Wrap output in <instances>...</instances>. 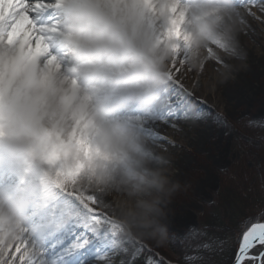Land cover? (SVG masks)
I'll return each mask as SVG.
<instances>
[{
  "label": "bare ground",
  "instance_id": "obj_1",
  "mask_svg": "<svg viewBox=\"0 0 264 264\" xmlns=\"http://www.w3.org/2000/svg\"><path fill=\"white\" fill-rule=\"evenodd\" d=\"M111 1L115 7V18L123 23L118 6L128 0ZM204 1L208 4H204ZM229 1L233 4L222 0H136L145 6V13L156 37L168 41L178 57L170 74L174 76L173 66L178 67L182 73L180 79L190 90L198 83L200 98L211 109L231 119L239 113L251 112L254 101L252 94L255 92L252 86L256 81L252 78L264 77V53L258 54L264 45V23L251 17H247L245 22L244 9L237 7L236 0ZM90 2L98 10L102 26L113 19L108 0ZM173 5L175 12L171 10ZM53 12L54 15L59 14L58 11ZM181 14V27L186 39L169 40L165 35L169 23ZM210 19L221 21V33L234 27L240 33V40L247 53L245 59L237 61L228 53L216 50L217 54L209 48L206 52L214 59L222 57L227 62V66L216 64V72L201 62L200 50L203 49L192 40L193 31ZM3 37L7 38V35L0 32V41ZM46 41L50 52L33 55L31 41H28L20 57L22 44L9 45L7 39L4 41L10 58L0 68V108H6L5 119L0 121L6 129L3 136H7L16 146L29 149L37 146L36 140L42 142L44 148L55 151L58 156L53 165H47V172L62 188L68 185L82 202H88L110 216L123 219L121 205L130 198L129 193L140 180L134 173L133 165L138 164L140 170L145 171L148 165L144 153L151 152L154 162L163 151L162 144L153 139L147 127L149 119L160 109L162 90L150 94L144 85L141 86L144 90L141 95L131 93L133 86L128 82L132 79L142 77L149 82L145 72L119 78L115 82L107 77L110 65L114 68L111 70L117 72L140 69L130 55L113 52L92 61L84 60L80 63L75 60L69 65L73 59L71 55L65 58L54 52L62 47L57 45L59 40L46 36ZM215 43L221 48L228 47L222 39L215 40ZM18 57V70L8 84L7 75L11 70L9 62ZM42 57L44 60L40 63V73L36 75L34 62ZM125 60L131 62L118 66ZM194 60L196 69L190 71ZM240 64L248 68L240 67ZM81 68L91 73L99 70L102 75H83ZM85 76H88L85 84L80 85ZM96 84L108 87L115 85L117 88L111 89L112 95L101 96L89 91ZM48 86H56L49 94L52 102H49ZM74 102L76 106L73 107ZM49 104H52L50 108ZM144 105L149 106L144 108ZM135 110L140 111L139 117H131ZM125 115L129 116L124 119L135 121L142 135L136 132L126 136L115 134L114 130L122 123L119 118ZM104 116L111 117L107 119ZM46 118L50 127L44 124ZM69 121L72 123L67 126ZM217 126L213 119L195 120V123L185 122L179 129L170 128L164 133L170 143L163 145L173 154L177 177L196 191L209 187L212 175L231 157L225 148V137L221 136ZM89 147L90 155L87 151ZM24 159L23 153L13 152L0 143V264H16L8 260L13 246L22 252V261L26 264H54L51 246L62 242L61 234L67 233L72 223L94 225V230L107 229L113 236L132 240L128 234H122L121 225H114L103 215V218L92 216L75 202L65 199L67 207L51 206L47 196L40 194L42 188L50 187L51 183L38 182L41 178L39 172L33 166H25ZM92 197L96 199L93 201ZM179 214L182 215L181 212ZM171 220L169 227L173 226ZM130 231L137 236L134 230ZM79 247H83V244ZM65 255H69L67 250Z\"/></svg>",
  "mask_w": 264,
  "mask_h": 264
},
{
  "label": "snow or ice",
  "instance_id": "obj_2",
  "mask_svg": "<svg viewBox=\"0 0 264 264\" xmlns=\"http://www.w3.org/2000/svg\"><path fill=\"white\" fill-rule=\"evenodd\" d=\"M50 3L51 0H0V32L7 35V43L26 46L31 41L33 55L50 52L45 36L47 31L55 30L52 26L53 18L48 15L51 10ZM236 5L244 9L245 22L247 17H251L264 23V0H236ZM171 10L176 11L174 5ZM182 20L181 14L179 18L170 21L165 33L169 40L186 39L182 32ZM175 50L178 51V48ZM213 63L227 66L222 57H217ZM172 71L175 75L161 92L164 106L157 110L147 125L153 139L158 143H170L164 133L170 128L179 129L181 124L193 118L196 121L213 119L224 136L232 137L237 143L253 140L251 133L257 129L264 132V116L243 115L229 120L200 98L198 83L190 90L180 79V69L173 66ZM5 134V126L0 124V136ZM87 151L90 155L91 148ZM95 199L92 197L93 201ZM205 206L209 209L208 215L219 219L221 226L213 227L209 223L205 225L193 220L186 221L180 234L171 229L168 231V241H174L185 250L183 264H220L213 257L226 252V264H264V194L258 205L249 206L245 218L235 229H231V207H220L215 201H209ZM173 214L172 209L170 217ZM194 214L196 217L203 215L199 209ZM90 215L103 218L95 210ZM220 227L231 229L232 234L228 240L216 235ZM94 228V225L85 223L70 224L67 233L61 234L62 242L58 245L53 243L51 246V254L55 257L54 264H172L171 260L160 255L162 248L155 243L124 240L113 236L107 229ZM81 244L83 247H79ZM65 250L69 255H65ZM8 260L15 261L16 264H26L22 261V252L16 246L10 249Z\"/></svg>",
  "mask_w": 264,
  "mask_h": 264
},
{
  "label": "clouds",
  "instance_id": "obj_3",
  "mask_svg": "<svg viewBox=\"0 0 264 264\" xmlns=\"http://www.w3.org/2000/svg\"><path fill=\"white\" fill-rule=\"evenodd\" d=\"M53 3L61 14L63 37L74 57L92 61L113 52L130 55L149 76L146 85L148 93L166 89L173 77L170 74L172 65L178 57L168 41L156 37L145 13V6L136 0H128L118 6L123 23L113 18L102 26L100 14L90 0H53ZM220 26V20H208L193 31V42L204 51L211 48L228 53L237 61L245 59L247 53L240 33L234 27L221 33ZM217 39L224 40L228 47H219L215 43ZM195 69L194 60L189 70ZM186 122L195 123V119ZM161 148L163 151L154 162L151 152L144 153L148 167L129 193L130 198L122 203L121 214L128 227L144 242L165 247L168 243L170 206L183 190L184 184L174 171L173 154L163 144Z\"/></svg>",
  "mask_w": 264,
  "mask_h": 264
},
{
  "label": "rangeland",
  "instance_id": "obj_4",
  "mask_svg": "<svg viewBox=\"0 0 264 264\" xmlns=\"http://www.w3.org/2000/svg\"><path fill=\"white\" fill-rule=\"evenodd\" d=\"M108 4L111 7L112 10V16L115 18V7L111 0H108ZM224 2H227L228 4L231 3L229 0H222ZM204 4H208L205 1ZM53 4L51 10L48 12V15L53 18L52 26L55 29L54 31H47L45 33V36L47 37H53L55 40H59L57 42V45L62 46L59 49H56L54 52L55 54L61 55V57L68 58V55H71L73 57L72 60L69 61V65L72 64L75 60H79L81 63L82 61L86 60L80 57H74L72 55L70 46L67 44L63 37V28H62V17L61 15L52 16L51 11L57 9L55 4L53 3V0H51L50 5ZM231 3L230 5H232ZM49 5V7H50ZM229 5V6H230ZM97 9V8H96ZM60 14V12H59ZM262 30L264 33V25H262ZM6 37H3L0 41V68L4 66V64L7 62L8 58H10V54L7 51V45H4V41H6ZM29 42H27L28 45ZM26 45V46H27ZM25 45H22L20 49V55L26 50ZM198 51V50H197ZM197 51H195V54L198 55ZM64 52L66 54H64ZM200 56L201 62H204L206 64V67H210L213 71L216 70V64L212 63L215 59L212 55L208 54L206 51L200 50ZM217 54L218 52L215 51ZM264 53V45L262 48L258 51V54ZM122 54V53H121ZM15 61L10 60L9 64L11 66V70L9 75H7L8 78V84L11 83L13 80L14 75L16 74L19 66V58ZM264 57L262 58L263 61ZM44 58H40L38 60H35L34 62V69L35 74L38 75L40 73V68L42 65L40 63H43ZM131 62V60H125L119 63L118 66L126 63ZM136 63V61H133ZM79 63V64H80ZM264 63V61H263ZM250 65V64H249ZM240 67H243L240 64ZM110 69L108 71V76L110 77L114 82L118 80L119 78H124L126 76H135L136 74H143L144 71L142 69L134 68V69H125L121 70L119 72L113 71L111 69H114L113 67L108 66ZM243 68H248L244 66ZM264 69V68H263ZM104 70V69H103ZM100 70V71H103ZM212 71V72H213ZM96 72V73H95ZM216 72V71H214ZM81 74L83 75H102V73H99V70L93 71V73L88 71H82L81 68ZM88 76L83 77L80 81V85L85 84L84 82ZM252 80H256L253 84L254 93L252 94V102L253 108L251 109V112L249 114L239 113L229 120H234L238 116L243 115H252L253 117H261L264 116V77H257L252 78ZM128 82V81H127ZM125 82V83H127ZM129 85H132L131 93L139 96L141 93L144 92L142 90L141 86L147 85L148 82L146 79L142 77H138L135 79H132L130 82H128ZM117 87L111 86L108 87L107 85H93L89 91L91 92H97L99 95H112L113 90ZM56 89V86H48V97L49 102H52L50 99L49 94L52 93ZM251 93V92H250ZM152 103H149L151 105ZM52 104H49V108ZM149 105H144V108H147ZM73 107L76 106V102L72 105ZM163 101L160 104V108L163 107ZM72 107V108H73ZM56 108L53 107V109ZM126 110V106H125ZM140 111L135 110L131 114V117L137 116L139 117ZM6 115V108H0V121L5 119ZM129 115H125L123 118H119L120 121H122L119 126H117L116 130H114L115 134L117 136H126L131 134L132 132H136L139 135H142L138 132L140 127L135 126V121L130 119H124L125 117H128ZM151 116V113L149 114L148 118ZM105 118L109 119L111 116H104ZM152 118V117H151ZM72 123L69 121L68 124ZM1 124V122H0ZM44 124L48 125L50 127V123L48 122V118L45 119ZM216 129L219 130V126L216 127ZM69 131V129L67 130ZM219 133L223 137V131L219 130ZM120 134V135H119ZM251 135L254 136V139L251 141H244L242 143H237L232 137H225L226 140V151L227 153L231 155L228 162L222 165L221 168H219L213 175L211 180V185L207 188H202L200 191L194 190V187L191 185L184 184L183 190L177 195L174 203L171 205V210H174V214L172 217H170L171 224L173 226H170L169 229L174 230L177 234H180L183 230V226L186 223V221H193L197 220L198 223L203 224V222L209 217L208 212L209 209L205 206V204L209 201H215L217 205L220 207H224L222 202H226L232 206H235V203L241 204V208H245L244 211H246L250 205H255V202L253 199L258 196L262 197V194H264V132L260 130H255ZM0 143L8 147L13 152L17 153H23L26 158L25 166H33L37 172H39V175L41 178H39L38 182L43 181H49L51 183L50 187H44L42 188L40 194H43L47 196V199L49 200V204L51 206H57V207H67L68 203L65 199H67L68 202H75V204L79 206H83L85 209H87L88 213L90 214L93 210H95L98 213H101L108 221L113 223L114 225H121L123 227L122 234H128L132 240H138L143 241L138 236H134L128 225L124 222V219H120L114 216H110L106 213H104L102 210L95 208L94 206L90 205L88 202L84 203L82 202L76 195L73 194L71 191V188L67 185L65 188H62L60 183H58L56 180L53 179L51 175L47 172V165H53L57 160V154L55 151H49L48 148H44L42 145V142H38L36 140L37 146L33 149H29L27 147H19L16 146L14 143H12L7 136H0ZM35 152V154H34ZM126 161V160H125ZM131 162L134 163L132 160ZM15 165V163H13ZM21 165V163H20ZM134 173L136 176H141L145 173V171L140 170V167L138 164L133 165ZM223 169V171H220ZM126 189L127 187L124 186ZM52 190H56V192H53ZM258 190V192L256 191ZM256 191V192H255ZM200 196H198L199 194ZM254 194V195H253ZM118 205V204H117ZM199 209L201 213H203L202 216L196 217L195 211ZM179 212L182 213L180 216ZM179 215V216H177ZM232 220L231 223H235L234 228H236L237 224V213L235 210H233L232 214ZM180 217V219H178ZM109 232V231H108ZM231 231L225 235L224 240H228L231 236ZM162 251L160 252V255L165 258L171 260L172 264H179L180 255L182 251H184V248L175 243L174 241H168L167 245L165 247H161ZM223 257L216 258V261L220 262V264H225L226 256L227 254L221 255ZM112 264V262L110 263Z\"/></svg>",
  "mask_w": 264,
  "mask_h": 264
},
{
  "label": "trees",
  "instance_id": "obj_5",
  "mask_svg": "<svg viewBox=\"0 0 264 264\" xmlns=\"http://www.w3.org/2000/svg\"><path fill=\"white\" fill-rule=\"evenodd\" d=\"M256 191L258 192V190H256ZM256 191H255V192H256ZM253 195H254V194H253ZM260 200H261V197H258V196H256V197L253 199V201L255 202V205H258V204L260 203ZM222 204L224 205V207H231L233 210L236 211V213H237V222H236V224H237V225L239 224V222H240L242 219L245 218V214H246V212H247L248 209H247L246 211H244L245 208H241V204H239V203L236 204V203H235V206H232V205H230V204H228V203H226V202H225V203L222 202ZM208 223H209L210 225H212L213 227H215V226H221V224H222V222H221L219 219H215V218H213V217L210 216V215H209V217L203 222V224H205V225L208 224ZM234 225H235V223H231V229H235V228H234ZM231 229L220 227V230L216 232V235H218V236H220L222 239H224L225 235H227V233L230 232ZM184 252H185V250L182 251L181 253H179V255H180V260L178 261L179 264H183V261H184ZM225 254H227V256H226V260H225V264H226V261H227V258H228V253L226 252ZM215 257H218V259H219V258H221V257H223V256L219 255V256H215ZM215 257H213L214 260H216Z\"/></svg>",
  "mask_w": 264,
  "mask_h": 264
}]
</instances>
